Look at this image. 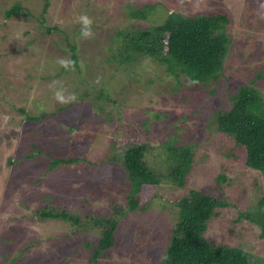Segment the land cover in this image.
<instances>
[{
	"label": "rangeland",
	"instance_id": "rangeland-1",
	"mask_svg": "<svg viewBox=\"0 0 264 264\" xmlns=\"http://www.w3.org/2000/svg\"><path fill=\"white\" fill-rule=\"evenodd\" d=\"M50 1L42 24L43 0H0V264H89L84 243L95 246L100 232L79 226L92 217L115 216L114 205L126 209L130 185L123 159L135 144L149 146L147 162L162 177L148 190L157 199L147 211L121 220L116 244L100 264H161L176 225L174 205L191 190L232 205L211 224L209 239L242 245L264 259L259 228L240 219L264 200V174L228 157L234 143L213 122L217 112L232 107L230 98L241 86L264 75V0H180L186 13L223 9L232 16L224 76L208 87L178 80L150 60L118 78L101 77L95 68L113 64L99 44L124 17L117 0ZM17 2L23 11L7 19ZM85 21L96 28L81 37L75 30ZM46 26L70 35L79 69L62 72L70 49ZM90 84L104 86L116 103L105 102L102 111L93 96L77 99ZM257 86L264 97V79ZM172 144L195 153L183 186L168 177ZM59 159L72 161L51 169ZM45 208L80 216V225L42 220L37 212Z\"/></svg>",
	"mask_w": 264,
	"mask_h": 264
},
{
	"label": "trees",
	"instance_id": "trees-1",
	"mask_svg": "<svg viewBox=\"0 0 264 264\" xmlns=\"http://www.w3.org/2000/svg\"><path fill=\"white\" fill-rule=\"evenodd\" d=\"M43 1L45 5L40 20L42 24L47 22L44 15L51 4L50 0ZM117 2L119 3L117 10L119 13L124 12V17L121 15L123 20L119 26L114 28V32L109 30L106 39L99 44L103 45V50L108 53L105 61L113 64L109 69L101 65L95 68L96 71L102 72L101 77L105 76L108 79L110 73L111 79L118 78L122 72L130 73L131 68H137L140 63L148 60L166 67L169 74L178 80L188 81L191 86L208 87L219 82L224 76L232 45L229 28L233 21L229 12L224 11L222 7V11L216 13L202 9L196 13H186L179 5L180 0H117ZM23 9L21 3L17 2L6 11L5 16L11 19L20 15ZM95 28L96 25L91 26L85 21L84 24H77L75 31L80 33L81 37L86 31L91 36ZM45 30L47 34L55 32L57 36L64 37L68 44L71 59L70 62H65L62 72H66L67 68L79 69L78 48L70 41V35L60 26H46ZM261 79H264V75H258L250 85L241 86L230 98L232 107L217 112L213 122L215 130L234 143L228 157L232 156L239 160L246 169L264 174V97L257 86L258 80ZM90 96L95 97V102L98 103V107L100 105L102 111L105 102L116 103L104 86L98 89L91 84L77 99L92 100ZM149 149L146 144H135L126 150L123 166L130 187L125 198L126 209L114 205L113 208L117 211L115 216L99 218L91 216V220L80 225V216L71 215L66 210L45 208L37 212L39 218L71 220L84 231L93 225V229L100 232L98 241L95 246L93 245L95 242L86 241L84 250H88L89 264H100L102 257H107V253L116 244L121 220L136 212L147 211L157 199V196L150 197L148 190L151 186L158 187L162 177L147 162ZM168 152L166 161L169 165L168 177L179 186H183L194 163L193 148L172 144L168 147ZM71 161L72 159L55 160L51 169L61 164H69ZM174 206L177 210L176 225L161 264H264L263 258L245 251L242 245H238L239 247L230 244L220 245L208 238L207 233L211 224L223 216L225 209L231 208L232 205L227 200L201 190H191ZM263 208L264 200L256 210L240 213L241 220L245 217L248 222L256 224L262 239H264Z\"/></svg>",
	"mask_w": 264,
	"mask_h": 264
},
{
	"label": "clouds",
	"instance_id": "clouds-1",
	"mask_svg": "<svg viewBox=\"0 0 264 264\" xmlns=\"http://www.w3.org/2000/svg\"><path fill=\"white\" fill-rule=\"evenodd\" d=\"M84 34L85 35H88L89 33L86 31ZM56 96H57V99H59V100H62L63 99V97L61 96L60 92H57L56 93Z\"/></svg>",
	"mask_w": 264,
	"mask_h": 264
}]
</instances>
